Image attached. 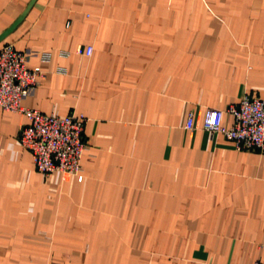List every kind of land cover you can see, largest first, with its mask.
I'll return each mask as SVG.
<instances>
[{"label": "crops", "instance_id": "0c3cea01", "mask_svg": "<svg viewBox=\"0 0 264 264\" xmlns=\"http://www.w3.org/2000/svg\"><path fill=\"white\" fill-rule=\"evenodd\" d=\"M24 12L0 43L43 72L21 106L82 115L87 149L81 182L44 176L0 109V264L262 260L264 155L202 121L264 99V0H0V34Z\"/></svg>", "mask_w": 264, "mask_h": 264}, {"label": "built area", "instance_id": "2783aa9c", "mask_svg": "<svg viewBox=\"0 0 264 264\" xmlns=\"http://www.w3.org/2000/svg\"><path fill=\"white\" fill-rule=\"evenodd\" d=\"M76 55L89 57L92 47L77 48ZM63 56V55H62ZM67 56V54H64ZM49 55H42L48 61ZM27 55L11 45L0 47V109L24 115L27 123L20 129L18 142L31 155L35 170L49 176L59 172L64 177L83 179L81 160L87 145L82 137L85 119L82 115L57 113L44 115L21 106L43 77L40 68L26 67ZM232 118L231 126L223 124V116ZM184 128L194 130V118L188 114ZM202 128L211 137L222 135L238 150L256 151L264 155V99L244 97L238 105L225 110L207 109ZM254 264H264V258Z\"/></svg>", "mask_w": 264, "mask_h": 264}, {"label": "water", "instance_id": "95a60500", "mask_svg": "<svg viewBox=\"0 0 264 264\" xmlns=\"http://www.w3.org/2000/svg\"><path fill=\"white\" fill-rule=\"evenodd\" d=\"M34 0H32L33 2ZM25 15V12L8 28L6 29L4 32H2L0 34V43L9 35L11 34L16 27L21 23V21L23 20V17Z\"/></svg>", "mask_w": 264, "mask_h": 264}]
</instances>
